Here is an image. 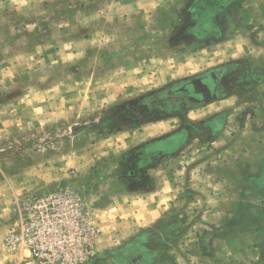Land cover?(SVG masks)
Here are the masks:
<instances>
[{"label": "rangeland", "instance_id": "rangeland-1", "mask_svg": "<svg viewBox=\"0 0 264 264\" xmlns=\"http://www.w3.org/2000/svg\"><path fill=\"white\" fill-rule=\"evenodd\" d=\"M186 2L0 0V264H264V0L217 45L176 40ZM231 61L241 90L132 180V153L180 120L118 110ZM133 214L143 228L115 230Z\"/></svg>", "mask_w": 264, "mask_h": 264}, {"label": "flooded vegetation", "instance_id": "flooded-vegetation-1", "mask_svg": "<svg viewBox=\"0 0 264 264\" xmlns=\"http://www.w3.org/2000/svg\"><path fill=\"white\" fill-rule=\"evenodd\" d=\"M242 1L187 0L181 9L185 24L178 31L176 40L197 44H220L230 31L226 21L232 19ZM242 70V63L239 61L221 64L121 107L117 116L121 124L155 123V126H160L172 119L180 120V131L169 130L164 135L141 144L132 153V166L129 170L132 180L140 185L147 184L146 168L141 160L148 157L151 161L156 155L175 151L190 133L193 124L190 115L193 112L221 104L229 100L235 90H241V82L245 81ZM221 113L206 115L204 117L208 118L200 122V127L210 135V143L219 136L224 126L225 116Z\"/></svg>", "mask_w": 264, "mask_h": 264}, {"label": "crops", "instance_id": "crops-1", "mask_svg": "<svg viewBox=\"0 0 264 264\" xmlns=\"http://www.w3.org/2000/svg\"><path fill=\"white\" fill-rule=\"evenodd\" d=\"M145 143V142H143ZM142 143V144H143ZM146 203H149V202H146ZM135 214H133V216H131V221L129 223H127V228L125 227L126 223L123 222L122 220L120 222H118L117 224V228L115 230H140L141 228H143L145 225V222L142 223L141 221L137 220V221H134L135 219L132 218V217H137V216H134ZM153 215L151 214V217ZM155 217H156V214H155ZM148 218H150L148 216ZM146 221V220H145ZM121 223V226L119 225Z\"/></svg>", "mask_w": 264, "mask_h": 264}]
</instances>
